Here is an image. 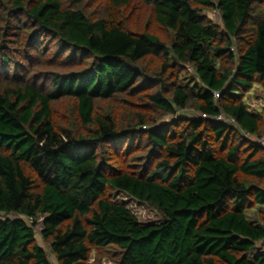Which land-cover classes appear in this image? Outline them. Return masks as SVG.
I'll use <instances>...</instances> for the list:
<instances>
[{"label": "trees", "instance_id": "16d2710c", "mask_svg": "<svg viewBox=\"0 0 264 264\" xmlns=\"http://www.w3.org/2000/svg\"><path fill=\"white\" fill-rule=\"evenodd\" d=\"M91 2L0 0V264H264V0Z\"/></svg>", "mask_w": 264, "mask_h": 264}, {"label": "rangeland", "instance_id": "374dc122", "mask_svg": "<svg viewBox=\"0 0 264 264\" xmlns=\"http://www.w3.org/2000/svg\"><path fill=\"white\" fill-rule=\"evenodd\" d=\"M92 5L94 6L95 0H91ZM97 1V0H96ZM92 6V8H93ZM134 16V12L132 13ZM148 13L147 10L142 9L139 10L138 14H135L133 17V20H141V22H145L147 20ZM215 23L217 25L221 24V17L219 15L214 16ZM54 55V54H53ZM245 102L248 104L249 110L252 113H260L264 115V91L259 86H256L250 94L246 95ZM64 106H68V103H65ZM58 109L62 110L60 105L58 106ZM62 112V111H61ZM198 115H196L192 111L188 112H180L178 113V117L180 118H197ZM251 141H254L256 143H260L264 147V138H256V137H250L246 136ZM114 202L125 205L139 220V222L143 226H150V225H159L163 222V219L161 218L160 214L151 206L148 204L139 202L129 195L117 192L114 197ZM43 229V219L40 218L38 220V224L36 226V232L38 233V240L39 243L44 247H48L44 242H42L40 233ZM111 253L105 252V251H99V252H93L91 256V261L89 264H118L117 260L114 259L112 251ZM49 258L52 260V264H55L53 259L49 256Z\"/></svg>", "mask_w": 264, "mask_h": 264}, {"label": "built area", "instance_id": "2783aa9c", "mask_svg": "<svg viewBox=\"0 0 264 264\" xmlns=\"http://www.w3.org/2000/svg\"><path fill=\"white\" fill-rule=\"evenodd\" d=\"M215 14H216V15H219V14H217V13H215ZM215 14H214V15H215ZM233 51H235V50H233ZM215 96L218 98V97H219V94L216 93ZM218 119H219L220 121H225V120H226L223 116L219 117Z\"/></svg>", "mask_w": 264, "mask_h": 264}]
</instances>
